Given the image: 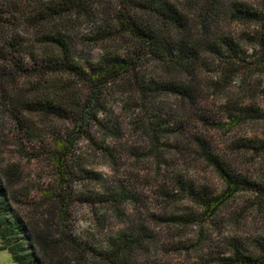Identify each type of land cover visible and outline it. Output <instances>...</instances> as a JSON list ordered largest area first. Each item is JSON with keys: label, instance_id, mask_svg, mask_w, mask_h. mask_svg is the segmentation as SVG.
<instances>
[{"label": "rangeland", "instance_id": "1", "mask_svg": "<svg viewBox=\"0 0 264 264\" xmlns=\"http://www.w3.org/2000/svg\"><path fill=\"white\" fill-rule=\"evenodd\" d=\"M62 1L41 0L36 9ZM168 1L189 33L203 42L229 39L236 56L226 64L203 50L186 73L142 58L135 72L154 84L144 99L130 73L108 72L96 120L69 156L64 216L51 162L55 141L86 107L90 69L123 56L132 38L115 21L120 0H88L86 14L35 25L27 21L34 4L20 0L10 8L7 28H0L1 212L27 237L30 264H104L98 254L122 237L131 244L130 264H220L235 250L264 254V20L235 16L264 15V0H216L211 8L203 0ZM49 34L68 42L78 72L55 70ZM180 84L189 96L179 95ZM209 158L222 162L241 190L207 217L200 197L224 189ZM37 238L46 242V256ZM0 264L16 263L0 249Z\"/></svg>", "mask_w": 264, "mask_h": 264}, {"label": "trees", "instance_id": "2", "mask_svg": "<svg viewBox=\"0 0 264 264\" xmlns=\"http://www.w3.org/2000/svg\"><path fill=\"white\" fill-rule=\"evenodd\" d=\"M20 0H0V28H7V21L10 8L14 7ZM26 6L34 4L35 14L28 16L27 21L31 25L42 23L43 21L53 22L56 18L64 14H86L88 0H65L57 4L46 6L43 11H38L36 5L41 0H23ZM204 4L211 8L216 0H203ZM42 5V4H41ZM76 10V11H75ZM9 13V14H8ZM247 16L255 19L261 16L264 20L263 12L238 11L235 16ZM147 16L148 19H145ZM115 21L119 30L132 39H129V46L124 55H115L103 61L98 67L91 68L89 75L92 79L91 96L88 99L85 109L80 116L74 120L72 130L64 139L55 141L54 150L51 157L52 166L55 172L57 187L60 189L58 202L61 215L64 216L67 208L65 195L67 187V178L71 173L69 165L70 154L74 141L78 134L92 117L96 120L95 111L98 104V93L108 72L130 73L132 78L130 84L132 88L141 96V99L149 98L154 84L150 78L137 76V63L142 58H149L158 63L166 64L174 73H186L197 65L201 51H208L213 54L219 62L228 64L229 59L236 56V48L232 41L223 39L220 43L203 42L200 36L197 38L194 34L187 31L186 22L176 6L168 0H120L115 13ZM4 23V24H3ZM1 32V30H0ZM5 35V34H2ZM6 36H4L5 38ZM16 37H18L16 35ZM3 38V39H4ZM258 47L264 59V22L258 37ZM48 39L56 49L57 55L51 60L55 70L66 72H78L79 67L72 61V51L68 42L59 35L49 34ZM15 43L10 44V52L15 50ZM19 67V66H18ZM1 82V79H0ZM176 91L181 96H189L190 88L185 85H176ZM237 118L232 117V123H236ZM150 134L156 137L158 132L155 127H147ZM264 146V140H261ZM213 163L215 170L224 183V189L215 196H201L200 204L204 208V214L210 217L227 202L234 194L241 190V185L232 179L225 169L222 162L217 159L209 158ZM264 193V186L262 189ZM3 206V197L0 194V249H5L10 254L13 262L16 264H30L33 256L24 247L28 239L16 235V221H6L5 214L1 212ZM15 234V235H14ZM37 244L40 247L43 256L47 254V245L44 240L37 238ZM130 242L122 237L118 241L110 242L105 251L98 254V260L104 264H130ZM220 264H264V254L259 257L244 255L237 250L232 255L221 257Z\"/></svg>", "mask_w": 264, "mask_h": 264}]
</instances>
